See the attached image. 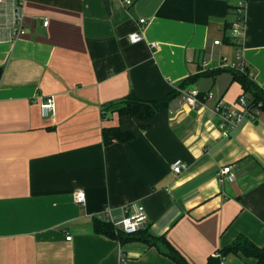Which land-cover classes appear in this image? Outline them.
Masks as SVG:
<instances>
[{
    "label": "crops",
    "instance_id": "crops-1",
    "mask_svg": "<svg viewBox=\"0 0 264 264\" xmlns=\"http://www.w3.org/2000/svg\"><path fill=\"white\" fill-rule=\"evenodd\" d=\"M131 1L24 0V33L0 34V264H176L146 242L97 234L93 219L106 206L121 219L124 207L143 205L149 233L190 264L240 235L264 245V114L223 138L213 111L219 100L235 107L243 92L231 73L215 72L221 57L238 62L241 50L264 89V1L246 4L240 46L226 24L243 0ZM141 19L145 38L131 43ZM190 88L213 97L147 121L103 115L130 92L152 100ZM48 97L56 109L44 116ZM107 126L136 137L106 146ZM177 160L187 164L180 174ZM227 166L235 180L221 183ZM224 264L257 260L230 254Z\"/></svg>",
    "mask_w": 264,
    "mask_h": 264
},
{
    "label": "built area",
    "instance_id": "built-area-1",
    "mask_svg": "<svg viewBox=\"0 0 264 264\" xmlns=\"http://www.w3.org/2000/svg\"><path fill=\"white\" fill-rule=\"evenodd\" d=\"M24 0H0V34H6L10 40H13L15 36L24 33L22 18L18 13V6ZM126 4H130L131 0H124ZM246 5L244 2H240L237 11L241 15H245ZM145 19L139 21V30L131 33L128 39L131 43H138L144 40V27L146 24ZM244 31V19L239 20L233 24L231 28L232 38L240 46L241 37ZM215 45H221L222 42L217 40ZM153 48H158L157 43L151 44ZM221 66L231 69L245 72L247 64L243 61L241 56V50L238 53V62H229L227 58L221 57ZM180 96L175 102L181 104H187L192 109H202L205 106L206 100L213 97V93L203 92L197 88H190L185 90H178ZM174 102V103H175ZM261 103L257 105L253 103L249 96L242 93L235 107H231L224 101L219 100L213 107V111L218 117L217 126L220 130V134L223 138H229L237 131L242 124L246 121H257L262 116ZM42 113L44 116L53 115L55 113L56 104L53 97H48L42 104ZM172 108V107H171ZM187 168V164L181 160H177L172 170L175 174L182 173ZM218 179L221 183L233 182L235 180V174L232 173L231 167L227 166L220 169L217 172ZM75 201L78 204H84L86 202V194L84 190H76ZM123 218L116 219L112 209L106 206L101 212L96 214L94 218L102 220L115 227L116 232H123L129 235L135 234L140 230L147 228L148 213L143 205H128L123 208ZM72 236L67 235V240H71ZM213 257H220L221 264H224V258L220 253L214 254ZM125 258H121L120 264H125Z\"/></svg>",
    "mask_w": 264,
    "mask_h": 264
},
{
    "label": "trees",
    "instance_id": "trees-1",
    "mask_svg": "<svg viewBox=\"0 0 264 264\" xmlns=\"http://www.w3.org/2000/svg\"><path fill=\"white\" fill-rule=\"evenodd\" d=\"M250 1H264V0H243L245 5ZM236 6H229L231 14L236 15L234 22H228L226 29L231 31L233 24L239 20L244 19L245 15L239 14ZM225 43H233L231 37L225 38ZM226 71L232 74V79L238 81L243 92L249 96L250 100L255 103H261L262 114H264V89L254 80L252 71L247 65L245 72H240L231 68L219 69L215 72ZM199 76L190 77L180 84V88H185L188 84L193 83ZM180 96L178 90H174L168 95L159 99H142L138 97L134 92H130L126 97L108 104L103 109V115L110 113H117L119 117H135L140 120H150L155 115L163 110L171 108L176 99ZM103 142L106 146L113 144L114 142H129L132 141L136 135L132 131H124L121 126H107L102 130ZM94 230L97 234L104 235L113 239L119 240L122 244L130 241H143L148 243L150 246L157 247L163 254L171 258L176 264H190L180 252L174 248L170 242L164 236H155L149 233L148 227L138 231L135 234L129 235L123 232H116L115 227L97 218L93 219ZM223 258L232 254L237 256H243L244 258H254L257 260V264H264V245L257 246L250 239L245 236H238L230 245L226 246L220 251ZM206 264H221L220 257H211Z\"/></svg>",
    "mask_w": 264,
    "mask_h": 264
}]
</instances>
